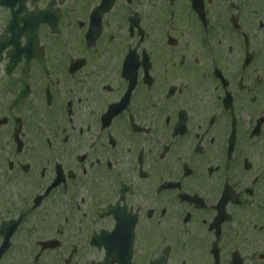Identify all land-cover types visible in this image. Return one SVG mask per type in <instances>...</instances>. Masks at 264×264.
I'll return each mask as SVG.
<instances>
[{
	"label": "flooded vegetation",
	"instance_id": "1",
	"mask_svg": "<svg viewBox=\"0 0 264 264\" xmlns=\"http://www.w3.org/2000/svg\"><path fill=\"white\" fill-rule=\"evenodd\" d=\"M0 0V264H264V0Z\"/></svg>",
	"mask_w": 264,
	"mask_h": 264
}]
</instances>
